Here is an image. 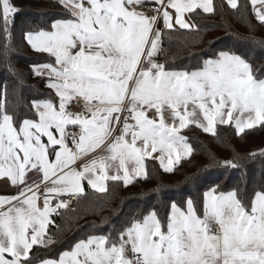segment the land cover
<instances>
[{"label":"snow or ice","instance_id":"snow-or-ice-1","mask_svg":"<svg viewBox=\"0 0 264 264\" xmlns=\"http://www.w3.org/2000/svg\"><path fill=\"white\" fill-rule=\"evenodd\" d=\"M57 2L66 18L24 33L50 58L30 65L47 98L31 100L21 116L9 111L7 85L0 88V181L15 189L0 194V264H32L34 246L55 244L51 216L69 210L85 183L105 193L108 181L148 179L146 159L172 173L193 153L185 129L217 136L218 125L237 135L264 127V70L255 73L230 51L192 68L159 60L164 31L191 29L186 15L214 13V0ZM222 6L251 7L264 25V0ZM18 13L14 0H0L6 59ZM221 163L238 167L234 158ZM218 189L204 192L202 211L191 198L172 202L163 216L155 209L132 216L40 264H264V186L247 203L238 189Z\"/></svg>","mask_w":264,"mask_h":264},{"label":"trees","instance_id":"trees-1","mask_svg":"<svg viewBox=\"0 0 264 264\" xmlns=\"http://www.w3.org/2000/svg\"><path fill=\"white\" fill-rule=\"evenodd\" d=\"M19 9L15 27L7 40L10 51L3 55L5 40L0 37V88L7 85L8 108L21 116L29 113V102L47 98L45 80L35 77L30 65L50 60L47 54L34 52L24 33L37 27L47 28L51 22L66 18L57 0H14ZM246 4L247 0H241ZM216 11L190 14L191 29L165 30L160 44L159 60L170 68L200 66L220 51H230L252 64L255 73L264 70V25L258 22L251 7L245 11L222 6L214 0ZM264 78V77H262ZM183 134L193 148L166 173L159 161L146 160L148 179L138 178L125 187L122 182L108 181V191L92 188L70 205L69 210L53 214L48 235L56 243L48 248L34 246L32 264L57 258L58 253L89 234L102 235L119 229L132 216L155 209L161 216L169 211L172 202L184 204L191 198L202 211L206 190L219 185V191L239 190L246 203L255 190L264 186V127L247 129L237 135L232 127L217 126V136L191 126ZM254 154V155H250ZM235 159L238 167L226 168L225 159Z\"/></svg>","mask_w":264,"mask_h":264},{"label":"crops","instance_id":"crops-1","mask_svg":"<svg viewBox=\"0 0 264 264\" xmlns=\"http://www.w3.org/2000/svg\"><path fill=\"white\" fill-rule=\"evenodd\" d=\"M223 2H224V0H222ZM150 3V2H149ZM186 19H188V22L190 23V24H192L193 25V22H192V20H191V17H190V15H186ZM162 26V25H161ZM177 28H179L178 26H177ZM48 62V61H47ZM183 134V133H182ZM184 135V134H183ZM147 160V159H146ZM145 164H146V161H145ZM176 166V165H175ZM174 166V167H175ZM107 184H108V182H107ZM90 186H87V184L85 183V191H86V189L87 188H89ZM91 188V187H90ZM209 190V189H208ZM84 191V192H85ZM207 191V190H206ZM15 192V189L14 188H11V187H9V186H7L3 181H0V194H7V193H14ZM226 192V191H225ZM55 214V213H54ZM53 219V214H52V216H51V220ZM49 259H55V258H49ZM42 261V260H41ZM41 261H37L36 263H34V264H40V262Z\"/></svg>","mask_w":264,"mask_h":264},{"label":"built area","instance_id":"built-area-1","mask_svg":"<svg viewBox=\"0 0 264 264\" xmlns=\"http://www.w3.org/2000/svg\"><path fill=\"white\" fill-rule=\"evenodd\" d=\"M150 6V3L146 4L145 7H149ZM150 14V13H149ZM80 108H83V103L81 102L80 105H79ZM73 110H76V109H73ZM77 200V197H72L69 201L70 205L73 204L75 201ZM212 227H215V225L213 224Z\"/></svg>","mask_w":264,"mask_h":264}]
</instances>
